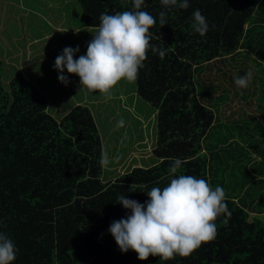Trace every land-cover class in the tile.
I'll return each instance as SVG.
<instances>
[{
  "label": "trees",
  "instance_id": "trees-1",
  "mask_svg": "<svg viewBox=\"0 0 264 264\" xmlns=\"http://www.w3.org/2000/svg\"><path fill=\"white\" fill-rule=\"evenodd\" d=\"M76 2L94 29L101 14L132 10L131 0ZM142 10L156 18L150 43L166 53L149 49L134 80L137 97L156 111L149 167L104 181L90 109L76 105L56 119L31 75L16 73L9 87L0 75V232L14 242L12 264H264V0H189L187 9L145 0ZM195 10L209 26L203 36L193 30ZM3 57L0 46V74ZM249 70L248 86L238 87L235 78ZM174 159L182 165L172 174ZM179 175L224 189L231 216L217 217L215 238L168 261L122 253L108 231L130 215L118 198L143 204L151 188Z\"/></svg>",
  "mask_w": 264,
  "mask_h": 264
},
{
  "label": "clouds",
  "instance_id": "clouds-1",
  "mask_svg": "<svg viewBox=\"0 0 264 264\" xmlns=\"http://www.w3.org/2000/svg\"><path fill=\"white\" fill-rule=\"evenodd\" d=\"M165 7L180 9L189 7V0H161ZM132 10L113 15L101 14L96 34L87 45L85 55L73 59L79 47H66L54 62L60 73L58 81L65 86L68 74L79 77L80 86L88 91L107 95L121 80L134 81L139 69L147 59L148 50L161 58L165 50L150 43L149 29L156 24V18L142 10L145 0H131ZM193 30L201 36L208 31L206 18L199 10L192 13ZM166 13H159V23L166 24ZM252 77L249 70L245 76L236 77L235 84L240 88L248 86ZM120 120L117 127H122ZM101 165H107V153H102ZM182 161L174 159L170 173L175 174ZM148 200L119 197V203L130 210V215L114 221L108 231L122 253L129 250L137 254V259L147 260L149 256L168 261L177 255L189 256L203 243L213 240L217 234L215 221L221 214L231 216L225 202V192L220 186L213 189L205 179L192 175H179L171 178L167 186L153 187L145 193ZM16 259V248L12 239L0 232V264H12Z\"/></svg>",
  "mask_w": 264,
  "mask_h": 264
},
{
  "label": "rangeland",
  "instance_id": "rangeland-1",
  "mask_svg": "<svg viewBox=\"0 0 264 264\" xmlns=\"http://www.w3.org/2000/svg\"><path fill=\"white\" fill-rule=\"evenodd\" d=\"M0 11L6 13L1 16L2 23H6L1 30L9 27L0 38L3 64H7L0 74L3 86L9 87L18 73L25 79L31 75L30 81L47 91L48 111L56 119L76 105L88 107L101 137L103 152L109 159V163L103 165L104 181L114 180L133 167L153 164L156 111L137 97L134 81H119L107 95L86 90L80 86L79 77L68 74L66 69L63 75L68 77L69 83L65 86L58 81L60 73L54 67L56 57L64 48H76V45L79 51L73 59L85 55L97 31L81 22V8L76 0H0ZM58 96L62 98L59 105L63 108L59 110V101H55ZM120 120L124 125L117 127ZM233 139L242 143L235 137L230 138V142Z\"/></svg>",
  "mask_w": 264,
  "mask_h": 264
},
{
  "label": "crops",
  "instance_id": "crops-1",
  "mask_svg": "<svg viewBox=\"0 0 264 264\" xmlns=\"http://www.w3.org/2000/svg\"><path fill=\"white\" fill-rule=\"evenodd\" d=\"M82 26H83V25H82ZM72 32H74V31H72ZM46 36H48V35H46ZM46 36H44V37H46ZM74 43H75V42H74ZM35 44H36V43H35ZM76 47H77V45H76ZM39 53H40V52H38V55H39Z\"/></svg>",
  "mask_w": 264,
  "mask_h": 264
}]
</instances>
